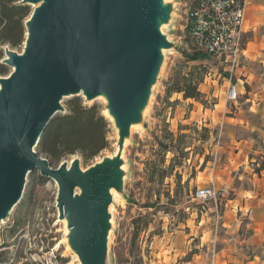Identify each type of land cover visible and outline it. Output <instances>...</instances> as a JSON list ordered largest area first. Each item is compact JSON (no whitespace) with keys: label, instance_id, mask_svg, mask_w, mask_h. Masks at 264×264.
Segmentation results:
<instances>
[{"label":"rangeland","instance_id":"rangeland-1","mask_svg":"<svg viewBox=\"0 0 264 264\" xmlns=\"http://www.w3.org/2000/svg\"><path fill=\"white\" fill-rule=\"evenodd\" d=\"M168 1L172 6L171 19L163 32L171 44L163 51L148 101L124 148L116 149V125L105 113V99L87 100L81 94L63 96L60 100L63 110L57 111L52 119L66 113L68 102L74 98L86 106L95 105L108 121V146L86 161L76 152L61 157L52 166L69 164L78 158L80 167L85 169L104 158L119 157L122 183L120 189L111 192L104 264H245L241 262L239 247L243 246L244 252L247 249L235 235L241 238L252 233L244 197L264 196L253 183L255 169L260 171L264 167V154L258 152H264V142H257V131L237 129L241 121L234 118L243 107L245 92L235 103L228 101V80L223 77L226 73L217 70L211 61L203 66L201 60H187L188 0ZM29 6L32 10V5ZM4 47L5 44L0 46L2 58ZM9 48L21 52L23 42ZM6 67L8 74L11 68ZM209 70L211 74L205 77ZM190 71L201 78L200 100L184 99L182 93L166 91L173 73ZM232 80L239 83L241 91H247L255 82L238 71L232 74ZM256 81L264 84V73ZM233 123H238L237 128ZM168 132L173 135L171 142L163 137ZM228 132H236L253 143L248 155H241V163L225 148ZM180 134L186 136L179 141ZM159 138L169 146L160 155ZM34 149L37 151L36 146ZM174 152L178 157H174ZM159 158L165 167L173 163L171 174L164 176V171L152 168L150 161ZM227 165L231 166L228 173L222 170ZM203 187L222 192L215 199L196 197L195 191ZM57 192L56 181L40 175L39 170L27 174L19 201L7 218L0 220V264H30L32 254L47 249L56 250L65 264H81L68 246L67 225L56 207ZM243 256L245 261L249 260V253ZM256 261L264 264L258 258Z\"/></svg>","mask_w":264,"mask_h":264},{"label":"water","instance_id":"water-1","mask_svg":"<svg viewBox=\"0 0 264 264\" xmlns=\"http://www.w3.org/2000/svg\"><path fill=\"white\" fill-rule=\"evenodd\" d=\"M31 4L23 49L5 45L0 75V220L19 201L33 170L56 181V207L81 264H104L109 189H120L118 156L82 169L73 158L53 167L35 151L63 96H105L123 148L170 46L158 20L171 17L161 0H21ZM169 22V21H168Z\"/></svg>","mask_w":264,"mask_h":264},{"label":"trees","instance_id":"trees-1","mask_svg":"<svg viewBox=\"0 0 264 264\" xmlns=\"http://www.w3.org/2000/svg\"><path fill=\"white\" fill-rule=\"evenodd\" d=\"M20 1L0 0V46L5 44L12 48L17 47L25 39L24 21L31 13V8L30 4ZM185 54L187 60H199L202 57L195 52ZM1 55L2 50L0 49V75H5L7 65L1 62ZM200 82L201 78L195 76L193 71L183 74L175 72L166 86V91L182 93L184 99L200 100L202 96L198 91ZM68 103V111L49 121L36 145L37 151L45 154L51 165L57 163L61 157L76 152L80 153L83 160L86 161L108 146L106 137L108 121L97 107L95 105L86 106L79 98L71 99ZM184 136L186 135H178L177 140L180 141ZM163 137L170 142L173 140V135L170 132ZM157 142L160 146L159 155L168 150L169 146L162 139L159 138ZM175 148L177 151L179 150L178 147ZM175 156L178 157L174 152ZM174 157L171 161L174 160ZM163 162L161 158L150 161L152 168L164 171V176L171 174L175 166L170 162L165 167ZM258 170V168L255 169L256 172ZM179 178L180 176L177 174V184H180Z\"/></svg>","mask_w":264,"mask_h":264},{"label":"crops","instance_id":"crops-1","mask_svg":"<svg viewBox=\"0 0 264 264\" xmlns=\"http://www.w3.org/2000/svg\"><path fill=\"white\" fill-rule=\"evenodd\" d=\"M243 29L245 31V59L242 60L241 66L236 69L235 73L238 71L239 74H247L250 81L255 80V82L247 91H241L238 83L240 94L245 92V98L242 104L243 107L239 108V112L236 113L237 117L234 118L241 121L240 126L237 128L238 123H233V126L237 129L242 128L241 130L257 131V142H264V84L256 81L258 76L264 73V2L260 0L247 1ZM242 88H244L243 85ZM225 136V148L230 149L229 153L232 151L234 159L241 163L242 156L248 155L253 143L247 141L236 132L233 134L229 132L225 133ZM258 152L264 154L262 151ZM227 169L230 170L231 166L227 165L222 170L228 173L229 170ZM225 179L227 180L228 178ZM253 183L257 190L264 192V167L253 175ZM244 198V205H247L244 207H247V211L249 210L251 216L249 224L251 225L252 233L241 238L235 235V239L239 244H244V247L247 249L244 252L243 246L239 247L242 256L241 262L245 264H257L256 258L261 262L264 261V196L256 194L249 197L245 196ZM233 200L236 202L242 201V197L240 196L239 200H236V198ZM255 250L259 252L254 253ZM242 251L245 254L249 253V260H244L243 255L245 254H242Z\"/></svg>","mask_w":264,"mask_h":264},{"label":"built area","instance_id":"built-area-1","mask_svg":"<svg viewBox=\"0 0 264 264\" xmlns=\"http://www.w3.org/2000/svg\"><path fill=\"white\" fill-rule=\"evenodd\" d=\"M248 0H188L187 50L202 57L201 64H216L217 70L226 73L228 80L226 99L235 103L240 98L238 83L232 74L245 59L243 19ZM211 70V68H210ZM207 71L205 77L211 74ZM214 188L203 187L195 191L196 197L215 199ZM30 264H65L54 249L32 254Z\"/></svg>","mask_w":264,"mask_h":264},{"label":"bare ground","instance_id":"bare-ground-1","mask_svg":"<svg viewBox=\"0 0 264 264\" xmlns=\"http://www.w3.org/2000/svg\"><path fill=\"white\" fill-rule=\"evenodd\" d=\"M161 3H162V5H164V6H169V4H171L170 3V1H168V0H161ZM171 14V13H170ZM171 19V17L169 16L168 18H167V20H158V27H159V30L164 34V32H163V28L164 27H166V25H167V23H168V21ZM165 49H162V51H164ZM98 98H103V99H105V96L104 95H99V96H97L95 99H98ZM106 100V99H105ZM104 112V111H103ZM105 113H108L106 110H105ZM133 127H136V123H135V121H133V122H131V124H130V126H129V132L132 130V128ZM116 139H117V141H118V130H116ZM126 141H127V136H125V138H124V140H123V148H124V145H126ZM115 146H116V149L117 150H120L119 149V145L117 144V143H115ZM109 192L111 193V192H113V189L112 188H110L109 189ZM62 220L64 221V223L67 225V218L66 217H63L62 218ZM109 230V229H108ZM69 232H70V229L67 227V235H69ZM68 246L71 248V250H72V252L75 254V258H76V260H80V257H79V255H78V252H77V249L75 248V247H73L72 246V244H71V242H70V240H68Z\"/></svg>","mask_w":264,"mask_h":264}]
</instances>
